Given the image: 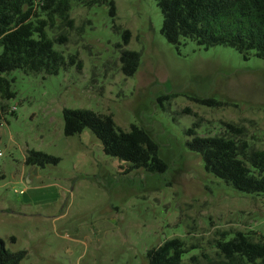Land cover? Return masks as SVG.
<instances>
[{
  "label": "rangeland",
  "instance_id": "obj_1",
  "mask_svg": "<svg viewBox=\"0 0 264 264\" xmlns=\"http://www.w3.org/2000/svg\"><path fill=\"white\" fill-rule=\"evenodd\" d=\"M70 17L72 26L45 30L51 39L66 36L53 47L75 61L51 75L12 70L5 75L15 96H0V238L11 251L26 250L19 264H147V250L172 237L185 243L183 264H203L218 258L223 233L264 239L263 196L208 173L186 145L197 121L199 135H226L233 123L242 128L236 139L264 149V59L227 45L168 42L155 0L78 3ZM122 49L140 54L131 76L120 68ZM63 108L145 128L166 171L105 154L88 128L65 135ZM28 149L60 160L25 165Z\"/></svg>",
  "mask_w": 264,
  "mask_h": 264
},
{
  "label": "trees",
  "instance_id": "obj_2",
  "mask_svg": "<svg viewBox=\"0 0 264 264\" xmlns=\"http://www.w3.org/2000/svg\"><path fill=\"white\" fill-rule=\"evenodd\" d=\"M161 13V33L168 42L178 44L191 39L205 48L227 45L247 59L251 51L264 59V0H155ZM94 0H0V96H15L12 79L5 74L12 70L56 74L75 61L66 59L53 47L54 41L63 42L61 33L54 39L47 36L46 28L57 23L72 26L70 11L74 4H90ZM110 13L114 14L110 1ZM127 44L128 30L123 31ZM121 70L133 75L140 63V54L122 49L119 56ZM80 65V62H78ZM203 102L215 104L212 99ZM4 107V106H3ZM189 111V109H185ZM13 113V111H11ZM2 113H0L1 120ZM63 133L74 135L85 128L101 142L105 154L142 167L151 173L166 171L167 162L159 154V146L148 131L136 124L129 129L119 128L111 113H98L89 108H63ZM198 122L186 130L191 136L186 141L189 150L197 153L203 167L234 189L264 198V149L251 148L245 140L234 136L242 128L225 123L228 134L199 135ZM59 157L40 150L28 149L23 163L32 167L55 165ZM4 175L0 173V178ZM216 241L218 258L203 264H264V239L253 240L248 234L236 231L231 237ZM14 239V237H13ZM187 251L179 237L164 240L146 252L147 264H183ZM26 250L11 251L0 238V264H19Z\"/></svg>",
  "mask_w": 264,
  "mask_h": 264
},
{
  "label": "built area",
  "instance_id": "obj_3",
  "mask_svg": "<svg viewBox=\"0 0 264 264\" xmlns=\"http://www.w3.org/2000/svg\"><path fill=\"white\" fill-rule=\"evenodd\" d=\"M13 109H14V107H13ZM0 154H1V152H0Z\"/></svg>",
  "mask_w": 264,
  "mask_h": 264
},
{
  "label": "crops",
  "instance_id": "obj_4",
  "mask_svg": "<svg viewBox=\"0 0 264 264\" xmlns=\"http://www.w3.org/2000/svg\"><path fill=\"white\" fill-rule=\"evenodd\" d=\"M23 178H24V176H23Z\"/></svg>",
  "mask_w": 264,
  "mask_h": 264
}]
</instances>
